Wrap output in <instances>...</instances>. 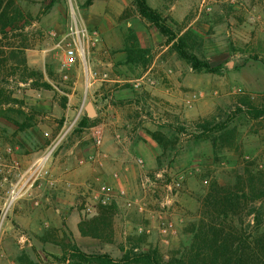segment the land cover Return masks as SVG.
Returning <instances> with one entry per match:
<instances>
[{"label":"rangeland","instance_id":"374dc122","mask_svg":"<svg viewBox=\"0 0 264 264\" xmlns=\"http://www.w3.org/2000/svg\"><path fill=\"white\" fill-rule=\"evenodd\" d=\"M16 1L31 19L0 42V49L7 51L0 62L10 56L9 48L16 49L13 60L6 66L0 64V208L4 210L0 264H75L63 255L77 242L65 218L57 221L52 214L65 201H52L49 193L58 188L55 179L61 165L70 162L77 167L79 160L84 165L91 157L89 150L105 152L106 159L118 156L125 163L122 168L108 170L123 182L79 184L74 205L67 203L68 212L76 209L81 221L91 225L104 207L112 210L102 223L89 228L96 237L81 233L91 240H79L87 253L116 256L123 254L124 247L155 250L168 260L203 246L205 233L214 227L227 233L237 229L243 238L255 232L248 207L242 203L237 211L227 212L218 193L235 184L264 192V117L254 118L249 113L252 106L264 107V0H182L181 19L164 16L156 9L162 15L164 31L190 32L194 51L220 66L218 73L196 71L171 47L165 49L164 31L155 25L150 12H140L139 0H98L96 12L87 16L84 8L93 0ZM121 3L126 8L117 17L116 4ZM82 15L88 29L98 32V41L90 49L88 68L81 61L66 68L62 65L63 48L72 39H65L63 48L60 41L74 19H82ZM128 23L132 27H127ZM139 26L154 30L160 39L143 46L134 31ZM24 56L29 71L22 64ZM89 69L97 70L98 75L92 77ZM103 71L109 72L108 80L102 79ZM146 73L155 77L156 84L135 87L133 80ZM168 76L175 79L182 100L158 95L162 87H174ZM23 79L27 83H22ZM32 80L47 81L52 89ZM208 120L224 127L204 131L201 125ZM19 130L27 131L21 139ZM36 151L37 155L22 162L23 156ZM138 158L144 161L143 166L137 163ZM143 175L150 176L154 185L143 187ZM28 176L33 177L28 188H23L9 207L11 191H20ZM173 178L180 179L182 185L175 201L169 203L174 232L164 234L156 197ZM90 184L92 188L108 184L114 190L125 189L127 198L143 199L146 209L140 211L138 203L127 207L124 198L119 206L94 203L95 212L88 214L85 202ZM209 194L214 200L207 208L204 204ZM42 205L51 208L50 216H37ZM21 215L28 224L18 217Z\"/></svg>","mask_w":264,"mask_h":264},{"label":"trees","instance_id":"16d2710c","mask_svg":"<svg viewBox=\"0 0 264 264\" xmlns=\"http://www.w3.org/2000/svg\"><path fill=\"white\" fill-rule=\"evenodd\" d=\"M53 2L55 0H52L51 3ZM138 3L140 12L142 14L150 12L153 15L155 25L164 31L165 25L161 22L162 15L156 9L151 8L146 0H139ZM30 19V16L24 13L16 0H0V42L9 39L10 35H14L19 31L21 29L20 24L24 23L23 26H25V23H27L28 25ZM164 33L167 37V43L171 44V48L181 59L188 62L194 70L208 73L220 72V66L212 65L208 59L200 57L194 51V45L190 41V32L179 34L167 28ZM9 49L11 54L8 58L1 60V65L6 66L7 62L14 59L16 49ZM6 53V50L0 49V56ZM21 53L24 54V50ZM22 64L25 66V70H30L25 56L22 59ZM37 81L32 80L31 83L46 89H52L49 82L42 80L41 83H38ZM21 82L27 83V79H23ZM249 113L254 118L264 117V107L252 106ZM85 122L86 119L84 118L82 123ZM213 124L214 122L208 120L201 127L204 131L221 130L224 127L222 123ZM256 190L247 184L240 187L235 184L227 188L223 187L218 193V195H222L223 205L228 207L227 212L237 211L242 203L248 207V213L253 215V221L257 227L255 232L248 238H243L237 229L227 233L222 228L214 227L211 233H208V231L205 233L203 246L193 247L183 257H171L166 260L155 250L137 251L135 248L125 249L121 247L123 251L121 258H114L109 253H87L76 243L64 253L63 259L68 260V257H70V260H73L75 264H264V192L260 194L256 193ZM210 200H214L211 194L205 199V207L210 206ZM104 208V212L98 218L92 220L93 225L86 221L79 223L82 234L97 236L89 228L92 229L96 224H99V221L102 223L104 216L112 211L109 206ZM262 227L263 230L259 232ZM204 228H206V225H204Z\"/></svg>","mask_w":264,"mask_h":264},{"label":"crops","instance_id":"0c3cea01","mask_svg":"<svg viewBox=\"0 0 264 264\" xmlns=\"http://www.w3.org/2000/svg\"><path fill=\"white\" fill-rule=\"evenodd\" d=\"M98 0H93L91 2L88 3V5L84 8L85 12L84 15L87 16V14H94L96 12V4H97ZM146 3L153 9H157L160 13H164V16H166L167 14L172 15L175 19H181L180 17H182L181 15V11L183 9V2L182 0H178L177 1H168V0H146ZM116 7L119 11L118 16L117 17H121V15L124 13V10L126 8V4L121 3V4H116ZM82 20L83 19V15H82ZM127 27H132L131 23L127 24ZM135 34L137 35V38L139 40V42L144 46L146 44V42L151 43V41L153 40V42H155L157 39H160V37H158V34L156 32H154V30L150 29H144L142 26L136 27L134 29ZM150 31V32H149ZM168 47H171V44H168L166 46L165 49H167ZM165 51V50H164ZM169 82L173 80V76H168ZM175 80V79H174ZM173 80V84L174 87H162V89L158 90V95H160L161 97H164L167 100L170 101H174L175 98H178L182 100V95H180V93L178 92V88L175 84V81ZM169 82L167 81L166 85L169 84ZM157 91V88L154 89V93ZM52 128H54V124L51 125ZM15 129H13V136L15 133ZM27 133L26 130L24 131H18V137L21 139L22 137L25 136V134ZM12 137V136H11ZM11 140V139H9ZM11 143V141L9 142V144ZM12 146H8L7 150L11 151ZM40 150V149H39ZM114 150V148H113ZM91 153V157L90 159H88L84 165L82 164V161L79 160L80 166L77 164V161L74 160L75 165H78L77 167H73L72 163L68 162L65 163L64 165H61V173L58 177H56L55 182L57 180V186L58 188L54 189L52 192H50V196L52 201H54V199L56 200H60V201H65V204L60 203V205L58 206V208H56L55 212L52 211V214L55 215V217L57 218V221H62V218H65L66 224L69 227V231L70 233L73 235L74 239L77 242V245L80 247V242L79 240L82 239H87L85 241H91L87 236L84 237L81 235L80 229H79V223L81 222V215L78 213V211H76V209H74L71 212H68V205L69 204H73L74 205V200H75V196L76 193L78 192L79 188L78 185L82 184L84 185L86 182L88 181H95L96 183H101L104 181H109V182H123L122 178L121 179H117L115 180L114 176H112V174H110V172L108 171L109 168H122L123 167V160L121 158L117 157H113L110 159H106V154L105 152L102 151H92L89 150L88 153ZM118 152V150H117ZM116 152V153H117ZM33 154L37 155L38 152L36 151L35 153H30L26 156H23V159L25 161H29V157H31ZM37 157L35 156L33 159H36ZM151 158V157H150ZM75 159V158H74ZM127 165H125V169H126ZM28 171H26L27 173ZM35 174V173H34ZM33 177H31L32 180ZM83 178V179H82ZM82 179V180H81ZM88 179V180H87ZM31 180H29L28 182H31ZM80 180V181H79ZM21 183V182H20ZM30 183H27L26 186L24 187V189H27ZM34 196V194H32ZM27 196V195H26ZM49 200V198L47 197L45 199V201ZM41 209V208H40ZM39 209V210H40ZM51 208L46 209V207H44V205H42V212L41 214H37V216H50L51 214ZM37 212V211H36ZM36 215V214H35ZM22 217L18 216L21 219H24V222L26 221L27 224L29 223V221L25 220L26 216L21 215ZM36 216V217H37ZM37 244H41V242H36ZM111 254V253H110ZM112 255V254H111ZM113 256V255H112ZM122 255L117 254L116 256H113L115 258H121Z\"/></svg>","mask_w":264,"mask_h":264},{"label":"built area","instance_id":"2783aa9c","mask_svg":"<svg viewBox=\"0 0 264 264\" xmlns=\"http://www.w3.org/2000/svg\"><path fill=\"white\" fill-rule=\"evenodd\" d=\"M71 38L72 42H67V44H62L63 41L67 38ZM98 41V32L96 30L90 31L88 27L84 24L83 20L79 18L74 19L73 25L70 27L69 32L65 34L60 41V45L63 48L64 45V57L62 59V65L66 68H69L71 66H74L75 64L78 63V61H81L87 68L89 66V55H90V49L91 47L95 46ZM90 75L92 77L98 75V71L95 70L93 71L92 69H89ZM150 72V70H149ZM148 72V73H149ZM147 75L141 77L140 79L133 80L134 86L139 87L143 86V83H149L150 86H153L156 84V79L153 75ZM101 77L104 80L109 79V72L108 71H103L101 73ZM147 78V81H146ZM194 98L197 97L196 94L193 95ZM87 97L85 96L84 101H83V108L85 106ZM96 141L97 144L101 143L100 136H96ZM137 163L140 166H143L144 161L141 158L137 159ZM117 177L118 174H115ZM144 177L142 178V185L143 187L149 186V184L154 185V181L151 180L150 176L148 175H143ZM162 174H157V177H161ZM32 176H28V178L25 179L24 182L23 179L21 178L19 183L22 182V189L20 191L16 192V189H13L11 191V200L9 202V207L12 204V200L16 198V196H19L21 191L23 190L25 184L29 180H31ZM17 184V185H18ZM16 185V186H17ZM89 188L86 196V202H85V210L88 214L94 213L95 212V205H107L110 203H114L119 206V202L121 199H126V205L127 207H132L133 204L138 203V209L140 211H144L146 209L145 207V202H143V199L141 201L133 200L127 198V191L125 189H119V190H114L113 187H111L108 184H102L98 185V188ZM182 182L180 179H175L173 178L171 182H167L164 184V190L161 192L159 191L156 197V201H159V207H160V213H159V222L161 226V232L164 234L168 233H173L174 232V223L173 221L168 217L169 216V203L174 202L175 198L178 196L179 191L181 189ZM15 186V187H16ZM154 193L156 191L154 190ZM125 205V206H126ZM4 211V210H3ZM142 231V229H140Z\"/></svg>","mask_w":264,"mask_h":264},{"label":"water","instance_id":"95a60500","mask_svg":"<svg viewBox=\"0 0 264 264\" xmlns=\"http://www.w3.org/2000/svg\"><path fill=\"white\" fill-rule=\"evenodd\" d=\"M88 108H89V111L92 113V112H93L92 105H89ZM2 213H3V211H2V209L0 208V218H1V216H2Z\"/></svg>","mask_w":264,"mask_h":264},{"label":"bare ground","instance_id":"6f19581e","mask_svg":"<svg viewBox=\"0 0 264 264\" xmlns=\"http://www.w3.org/2000/svg\"><path fill=\"white\" fill-rule=\"evenodd\" d=\"M49 158V154L46 155L43 159H42V162H44L45 160H47Z\"/></svg>","mask_w":264,"mask_h":264}]
</instances>
